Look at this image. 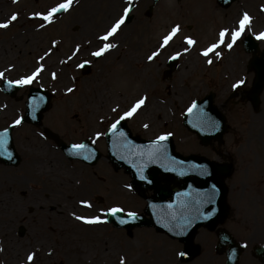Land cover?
Masks as SVG:
<instances>
[{"label":"rangeland","instance_id":"obj_1","mask_svg":"<svg viewBox=\"0 0 264 264\" xmlns=\"http://www.w3.org/2000/svg\"><path fill=\"white\" fill-rule=\"evenodd\" d=\"M55 1L57 0H24L30 6V8L28 7L29 14L34 12L36 14L35 10L38 9V13H48L50 5ZM22 3L23 1L20 5ZM187 3H189V18L184 15ZM168 4L172 5L173 14L166 19L165 27L157 29V32L166 31L169 34L177 25H179L180 31L167 46L163 45V38L143 36V30H140L141 32L135 35L132 42L129 41L131 45L126 46L125 50L121 46L118 51L105 54L101 59L94 60L92 72L85 76L79 68L76 70L72 67L73 57L78 55V61L85 60L106 43L97 37L99 31L105 30V23L88 19L84 13L87 7L85 4L82 3L78 8V15L71 19V23L69 19L63 18L61 28L51 26L47 21H43L37 16L28 17V21L24 23V34L27 35L29 30H33V33H44L47 36L46 48L48 42L53 46L54 43L51 41L54 40L58 48L54 53L58 54L57 56L60 58L66 57L65 61L62 60L58 64V69L64 70L63 76L59 74L58 78H52L42 71L29 85L44 87L52 93V108L45 114L43 127L51 129L68 144L78 143L84 139L94 141L104 158L95 167L85 166L78 161L70 162L54 142L43 136L42 128L24 127L14 134L22 163L18 168H9L0 164V184L2 179L9 182L13 198L11 205H14L20 214L23 213V218L7 225V229H10L13 246L19 252L18 260L34 254V259L27 264H70L72 262L70 255L60 252L51 238L46 239L47 233L43 230V226L38 228V217H33L40 207L36 202L49 199L40 192L42 183L32 170L42 169L47 162L55 160V158L47 156L34 157L31 155L34 148L40 145L43 148L40 151L58 155L60 170L58 172L52 169L49 171L51 176L61 179V172H67L66 174L72 181L85 180L90 183L91 186L88 187L89 202L96 216L103 218L106 210L115 206L124 208L125 213L133 211L143 214L146 203L131 188L130 176L124 170H116L106 157L107 148L103 139L106 127L115 118H121L137 100L144 98L145 103L134 113L132 121L137 135L146 139L171 135L179 153L186 156L196 154L216 159V151L211 147L201 146L199 140L182 125L183 114L191 104L195 100L202 99L209 92L215 93V103L226 114L231 126V133L226 136V144L222 147L221 152L228 156L233 152L235 169L232 176L226 178L229 188L228 202H239V205L237 210L232 209L233 215L230 214L232 218L227 219L224 226L231 230L240 242L248 238H255L259 243L264 244V183L261 184V178L254 179L253 183H250L251 179L243 178L264 174V95L262 96V106L257 111L245 102L244 104L225 105L233 92L238 94L233 102H238L244 99L245 91L251 87L253 75L246 73L245 69V64L251 56L245 53L242 43L244 37L251 34L259 42L260 47L264 48V39H257V35L264 32V0H237L227 10H223L219 6L216 10L214 0H183L180 3H177L176 0H167ZM244 13H248L252 18L251 24L229 49L226 44L230 42L231 31L238 28L239 20L242 19ZM66 21L70 25L76 24L80 32L86 31L87 34H78L75 42L67 41L63 35ZM42 23L43 27L40 26ZM228 26H230L229 36L226 37L225 44L217 48L220 55L210 59L212 63L209 64L207 62L209 59L203 56L202 52L209 47L208 45L218 43L220 32L227 29ZM60 36L66 43L60 42ZM26 37L28 38V36ZM26 37L25 42L27 41ZM186 38H191L196 43L188 45ZM111 42L116 47L117 40H111ZM44 45L39 44V47L37 45L36 49L34 48L35 53L30 52L31 55L27 53L25 56V74H32L42 66L44 60L41 57L45 52ZM27 47L26 44L20 48L21 56ZM153 53H157L156 57L149 59ZM129 54L133 55V61L127 63ZM229 54H233L235 62L227 70L224 62ZM174 55L179 56V68L171 79L165 80L163 74L166 70L167 60ZM188 55H192L194 60H197L196 67L194 66L189 72L186 69L190 61ZM142 57L146 58V62H141ZM52 58L56 59L54 56ZM146 66H149L150 70L147 72L146 78L142 79L140 74ZM132 71L138 75L132 74ZM181 73L184 74L182 79L180 78ZM12 77L14 78V75ZM5 78L8 77H0V81ZM94 82L101 84L111 99L109 108L103 110L102 116L94 120L93 125H90L88 111L81 110L80 97L84 92V86L90 88ZM69 89L72 90L69 91ZM125 98H127V102H124ZM0 101L1 104L6 100L1 98ZM7 104L11 106L12 112H4L5 117L0 118V127L5 126L6 120L8 123L11 122L20 112L21 102L14 101L13 103L7 102ZM144 120L153 123L147 124L146 127L142 123ZM218 162L222 163L224 160H218ZM255 190L259 192L257 193ZM145 192L147 196L152 194L149 191ZM258 195L261 200L257 205L254 197ZM31 196H34V199ZM67 205L72 208L71 201H67ZM99 225L105 232L106 244L114 245L116 255L113 260L116 262L113 264H121V260L124 261V264H140L146 253L150 256L149 258L153 253H160L157 251L159 247L161 252L164 250L163 256L167 255L168 249L175 252L177 264H223L222 258L217 255L215 250L216 236L205 228L201 229L197 237V243L202 248L199 257L191 262L182 263L178 253L183 250V245L165 234L147 228L120 230L107 222ZM52 226L49 225V227ZM21 227L26 231L24 237L19 234ZM50 247L52 248L51 256L46 258L45 249ZM110 247L111 245L107 248ZM137 258L140 261H134ZM247 259L248 257L244 255L241 264ZM155 260L156 255L153 260L151 258L149 263L142 262V264H152Z\"/></svg>","mask_w":264,"mask_h":264},{"label":"water","instance_id":"obj_2","mask_svg":"<svg viewBox=\"0 0 264 264\" xmlns=\"http://www.w3.org/2000/svg\"><path fill=\"white\" fill-rule=\"evenodd\" d=\"M234 0H220L225 6H229ZM247 52L254 54L252 64L257 77L254 82L252 100L255 104L259 101V94L264 89V52L262 58L255 55L258 52V45L251 37H247L244 43ZM176 61L171 62V72L175 69ZM35 98V99H34ZM42 98V99H41ZM214 95L210 94L202 101H197L191 107V111L184 115V126L196 134L205 146L213 141L221 142L224 133L227 131L225 117L214 106ZM51 107V96L43 89H31L27 103V113L22 119L35 126H41L43 114ZM209 118L214 121L217 127L209 124ZM122 126V125H121ZM8 129V151L7 155L0 156V162L5 165L17 166L20 158L16 154L12 144L11 131ZM122 132L119 124L115 130L107 134L109 157L119 168H125L132 178V186L135 190L142 187L153 190L156 193V200H150L147 213L151 220L137 216L133 221L126 224L119 223L118 217L109 215L108 221L117 228L133 229L135 227H154L157 232L166 233L171 238L178 239L185 244L183 260L189 261L197 254L193 242L198 230L203 226L213 229L217 222L226 213L225 198L227 189L221 176L227 175L215 163L196 156L183 157L175 152V146L171 137L163 141H146L132 138L129 131ZM123 134V135H122ZM49 137L55 139L70 160L78 159L86 164L95 165L101 158L100 153L90 144L87 150L79 155L73 154V148L67 146L56 135L48 131ZM85 157H90L85 159ZM143 176V178H141ZM169 180L171 177L183 181L179 192L171 193L166 187L161 186V179ZM145 182V184H143ZM215 186V189H213ZM170 197L172 201H168ZM21 234L24 230L21 229ZM226 244L229 238L226 233L222 236ZM234 248V245H233ZM230 264H237L241 254L240 248L235 247Z\"/></svg>","mask_w":264,"mask_h":264},{"label":"bare ground","instance_id":"obj_3","mask_svg":"<svg viewBox=\"0 0 264 264\" xmlns=\"http://www.w3.org/2000/svg\"><path fill=\"white\" fill-rule=\"evenodd\" d=\"M231 23V21H229ZM230 25V24H229ZM228 26L227 30H229ZM31 30L28 33V48L26 51L29 55L30 52L35 53L34 48L39 44L44 45V50L46 53L44 62L42 64L43 71L51 77H57L59 74L64 75V70L58 69V63L63 59L56 55V59L49 57L48 49L46 48V35L43 33H33ZM228 38V37H227ZM30 45V48H29ZM216 51V50H215ZM216 52H219L218 49ZM216 55L210 54L208 59L214 58ZM233 54H229L225 59V67L227 70L231 68L235 59H233ZM127 63L133 61V55L129 54L127 56ZM190 59L189 64L186 66L189 72L194 66L197 65V60L192 55H188ZM145 58L142 57L141 61L145 62ZM65 61V60H63ZM135 61V60H134ZM30 63V59H29ZM149 66L141 72L140 76L142 79L146 78L147 72H149ZM53 73L55 76H53ZM134 74V71H132ZM138 75L137 73H135ZM134 74V75H135ZM184 74H180L182 79ZM83 94L80 97V103H82L81 110L88 111V118L90 119V125H93V121L102 116L103 110L109 108V100L106 89L103 88L98 82L92 83L90 88L84 86ZM119 101V99H117ZM127 98L124 102H127ZM79 103V102H78ZM80 105V104H79ZM145 106L143 107V109ZM153 120V119H152ZM154 121V120H153ZM143 125L152 124V121L144 120ZM43 148L38 145L34 150H32L31 155L34 157L42 158V156H47L50 158H55L54 161L47 162L42 169H33V173L36 177H39V181L42 183V189L40 192L49 200H38L36 203L40 206L37 209V213L33 214V217H38V228L42 227L47 233L46 239L51 238L56 246V248L63 254H69L72 258L70 264H113L116 261L113 260L116 253L113 244H106L105 242V232L101 225L99 224H87L83 221L77 220L76 216L93 217L96 216L93 213L91 207H87L81 203V201H89V189L90 183L88 181H72L69 179V175L62 173L64 169H61L62 178L59 179L55 176H51L49 171L52 169L54 171L60 170L59 167V157L54 153H48L46 151H40ZM40 168V167H39ZM68 177V178H67ZM9 182L5 179L1 180L0 184V263L1 264H27L29 263L27 257L18 260L19 252L14 248L13 240L11 239L10 229H7V225L10 223H15L17 220L23 218V213L14 206L11 205L13 201L12 195L10 193ZM25 196V194H24ZM34 199V196H31ZM67 201H71L72 205L70 208L67 205ZM31 202V200H30ZM29 202V203H30ZM60 204V205H59ZM52 206V207H51ZM52 208V209H51ZM9 223V224H8ZM49 225H53L49 227ZM40 229V228H39ZM49 240V239H48ZM111 245L110 248H107ZM160 253H153L151 258H155V262L152 264H177V257L175 252H171L170 249L167 250V255L163 256L164 250L161 252L160 247L157 250ZM52 253V248H46L44 255L49 258ZM119 257V255H118ZM148 253L143 257V261L137 258L134 261H140L149 263L151 258ZM133 261V262H134ZM37 259L35 260V263Z\"/></svg>","mask_w":264,"mask_h":264},{"label":"flooded vegetation","instance_id":"obj_4","mask_svg":"<svg viewBox=\"0 0 264 264\" xmlns=\"http://www.w3.org/2000/svg\"><path fill=\"white\" fill-rule=\"evenodd\" d=\"M23 3L20 5V3ZM66 0H57L50 5V9L58 6L61 3H65ZM85 4L87 7L84 10L86 17L90 20H97L105 23V30L99 31L97 34L104 36L111 27L116 23L117 20L123 18L124 24L121 25L117 33L110 37L111 40H117L118 47L110 49L109 52L115 50L118 51L119 47L125 50V47L131 45L129 41L142 30L143 36L150 38H163L166 36L167 32L162 31L157 32V29H163L165 27L166 19L171 16L172 5H167V0H73L71 6L64 10L63 13H55L49 21L51 26L61 28L62 19H71L77 17L78 8L81 4ZM29 4L25 3L24 0H0V23L7 22L12 14H17L18 19L10 24L8 28H0V71L7 74V76L12 77L14 75L15 80L21 79L26 76L25 63H26V51H23V55H20V48L22 46L28 45V38L26 33L24 34V23L28 21L29 14ZM127 9V12L125 11ZM31 10V9H30ZM39 10V9H38ZM36 13H38L39 11ZM45 13V12H44ZM69 22H65V29L63 35L65 39L69 42L76 41L78 34L86 35V31H79V27L76 24L70 25ZM141 30V31H140ZM25 37L27 38V43L25 42ZM66 43L64 38L60 36V42ZM55 43L54 40L51 41ZM73 42V43H74ZM70 45V44H69ZM25 49V48H24ZM127 50V49H126ZM19 54V55H17ZM78 56H74L72 59V67L78 68ZM24 86V85H22ZM0 93L6 96L0 89ZM27 92L24 91L20 97V101L23 102L24 97H26ZM7 97V96H6ZM17 97L16 100H18ZM1 100V95H0ZM14 99L11 100L13 102ZM4 112H12L10 105H5ZM5 117V113H3ZM131 118L125 119L129 129L133 132L135 125L132 124ZM7 123V120L5 121ZM134 125V126H133ZM230 161L233 162L234 155L233 152L229 155ZM217 158L221 159V151L217 146ZM246 178H250L247 176ZM252 179L261 178L264 181V174L252 175ZM262 197V196H261ZM263 198V197H262ZM256 199V204L260 203L261 198L258 196L254 197ZM228 203V201H227ZM229 210H237L239 202H230ZM226 222V219H225ZM225 222L223 224H225ZM245 247H251L247 252L246 256L248 259L243 264H260V260L255 254V246L258 245V241L255 238H248L243 241ZM224 259L223 264H226V255H219Z\"/></svg>","mask_w":264,"mask_h":264},{"label":"snow or ice","instance_id":"obj_5","mask_svg":"<svg viewBox=\"0 0 264 264\" xmlns=\"http://www.w3.org/2000/svg\"><path fill=\"white\" fill-rule=\"evenodd\" d=\"M72 3H73V0H66L65 3H61L58 6L53 7L47 13V15H44L41 13H36L34 15L41 16L43 21H51L53 15L55 13H58L61 10H67L71 6ZM125 11L127 12V9ZM17 19H18V15L12 14L10 19L7 22L0 23V28H8L10 26V24L14 21H17ZM251 20H252V18L249 16L248 13L243 14L242 19L239 20L238 28L236 30L231 31L230 42L226 44V47H228L229 49H231L233 47V45L237 42V40L241 37V35L245 32V30L250 26ZM124 22L125 21L123 18L117 20L116 23L111 27V29L100 39L103 41L109 40L110 37L114 36L117 33V31L120 29L121 25L124 24ZM40 26L43 27L44 26L43 23ZM179 31H180V27H179V25H177L176 27H174L171 30V32L167 36H165L163 38V45L167 46L169 44V42L176 36V34ZM228 36H229V30L225 29V30L221 31L219 34V42L216 44H212L207 49H205L202 52V55H204L205 57H208L210 54H214L216 56H219L220 53L216 52L215 50L217 48H219L221 45L225 44L226 37H228ZM257 39H264V32L259 33L257 35ZM186 42L188 45H193L196 43L191 38H186ZM113 47H115L114 44L105 43L103 45V47H101L96 52L92 53V55L97 56V57L102 56L105 52H107L108 50H110ZM185 50H187V49H185ZM77 51H79L78 48H77ZM156 55H157V53H153V56H150L149 59H152ZM177 55H179V54H177ZM41 59H43V57H41ZM207 62L209 64L212 63V61L210 59ZM87 63H88V61H85L84 64H81L79 66L84 67V65ZM42 71H43V67L41 66V67H38L31 75H27L21 79L15 80V81L9 80L7 83L9 86H11L13 84H15V85H30ZM3 76H4V73L0 72V77H3ZM53 76H55L54 73H53ZM240 83H243V81H240ZM71 90L72 89H69V91H71ZM144 103H145L144 98L137 100V102L128 111H126L123 114V116H121L120 119L123 120L125 118L131 117ZM193 107H195V105H193ZM189 111H191V109H189ZM21 123H22V118H18L14 121V125H19ZM118 123H119V121H117V123L112 124V126H111L112 130L116 129ZM209 124L212 127L218 126V125H216V123L214 121H211L210 118H209ZM145 126L147 127V125H145ZM8 135H9L8 129H4L2 132H0V156L7 155L8 158L11 159V153H9V151H8ZM166 139H167L166 135H161L158 138L159 141H163ZM87 147L88 146L85 144H74L72 146L73 154L79 155L84 150H87ZM89 158L90 157H85V159H89ZM141 178H143V176ZM213 189H215V186H213ZM81 203L87 207L92 206L89 201H81ZM119 213H124L127 217V219H125L123 217H118L119 223H121V224L129 223L130 221H133L137 218L136 212L128 211L125 213V209L122 207H119V206L108 208L106 210L105 216L103 218L101 216H93V217L76 216L75 218L77 220L83 221L84 223H87V224H99V223H106L107 222V219H106L107 216L110 215L113 217H117V214H119ZM178 255L183 257L186 255V253L180 252V253H178ZM27 259H28V261H32L34 259V254L29 255L27 257ZM121 264H124L123 260H121Z\"/></svg>","mask_w":264,"mask_h":264}]
</instances>
